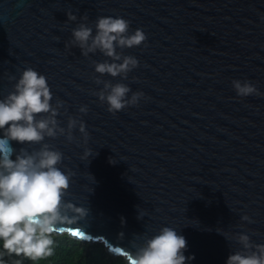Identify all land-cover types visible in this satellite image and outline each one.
<instances>
[{
    "label": "water",
    "instance_id": "obj_1",
    "mask_svg": "<svg viewBox=\"0 0 264 264\" xmlns=\"http://www.w3.org/2000/svg\"><path fill=\"white\" fill-rule=\"evenodd\" d=\"M84 15L93 33L97 17L144 32L123 50L138 60L127 79L99 77L142 92L136 106L109 113L93 94V61L106 57L65 47ZM29 67L47 78L51 103L63 102L60 127L78 118L88 134L45 140L73 173L67 199L89 209L82 232L57 235L124 257L134 236L172 227L194 256L187 264H226L237 234L264 244V0H0V99ZM233 80L260 95L238 97ZM21 147L0 144V154Z\"/></svg>",
    "mask_w": 264,
    "mask_h": 264
},
{
    "label": "clouds",
    "instance_id": "obj_2",
    "mask_svg": "<svg viewBox=\"0 0 264 264\" xmlns=\"http://www.w3.org/2000/svg\"><path fill=\"white\" fill-rule=\"evenodd\" d=\"M66 15L67 22L78 19L71 12ZM79 19L82 22L72 30V38L65 47L78 48L85 57L96 52L106 57L103 62L93 61L97 74L94 83L102 85L93 94L112 114L136 106L143 98L142 92H132L129 96L131 89L126 84H113L99 77L127 79L128 73L138 66V60L123 55V50L143 44L144 32L130 31L129 21L120 17H97L93 33V27L83 22L88 20L87 15ZM232 87L238 97L260 95L255 85L246 80H233ZM52 100L47 78L30 67L20 73L12 91L0 99V144L23 145L18 151L0 154V242L9 252L32 260L53 254L52 237L64 226L77 225L72 235L82 232L80 222L89 215L88 208L67 199L73 173L59 167L63 153L45 143L46 139L58 136L72 141L73 129H78L85 141L88 134L78 118L68 117L66 127H60L57 117L63 115L60 111L63 102L57 100L53 104ZM78 111L87 114L88 108L81 106ZM87 155L93 156L91 151ZM137 219H142V214ZM241 220L252 222L246 215ZM235 239L240 250L231 253L226 264H264V244H253L243 233ZM186 249L185 237L165 226L151 237L134 236L123 258L126 264H187L194 256L186 257Z\"/></svg>",
    "mask_w": 264,
    "mask_h": 264
},
{
    "label": "trees",
    "instance_id": "obj_3",
    "mask_svg": "<svg viewBox=\"0 0 264 264\" xmlns=\"http://www.w3.org/2000/svg\"><path fill=\"white\" fill-rule=\"evenodd\" d=\"M52 238L53 254L38 260L11 253L0 242V264H126L122 256L110 254L101 242L82 241L66 233Z\"/></svg>",
    "mask_w": 264,
    "mask_h": 264
},
{
    "label": "snow or ice",
    "instance_id": "obj_4",
    "mask_svg": "<svg viewBox=\"0 0 264 264\" xmlns=\"http://www.w3.org/2000/svg\"><path fill=\"white\" fill-rule=\"evenodd\" d=\"M77 234H78V233H77ZM77 234H76V235H77Z\"/></svg>",
    "mask_w": 264,
    "mask_h": 264
}]
</instances>
